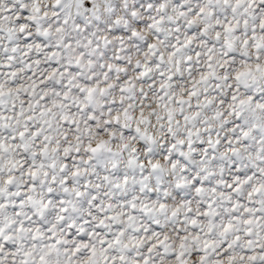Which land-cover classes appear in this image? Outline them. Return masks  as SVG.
Instances as JSON below:
<instances>
[{
    "label": "snow or ice",
    "instance_id": "6c2138e0",
    "mask_svg": "<svg viewBox=\"0 0 264 264\" xmlns=\"http://www.w3.org/2000/svg\"><path fill=\"white\" fill-rule=\"evenodd\" d=\"M0 264H264V0H0Z\"/></svg>",
    "mask_w": 264,
    "mask_h": 264
}]
</instances>
